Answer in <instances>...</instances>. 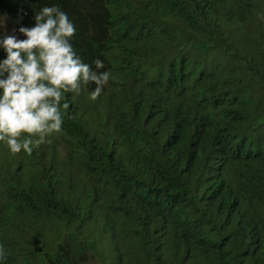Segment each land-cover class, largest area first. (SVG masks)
I'll list each match as a JSON object with an SVG mask.
<instances>
[{"label": "trees", "instance_id": "trees-1", "mask_svg": "<svg viewBox=\"0 0 264 264\" xmlns=\"http://www.w3.org/2000/svg\"><path fill=\"white\" fill-rule=\"evenodd\" d=\"M53 5L110 78L96 100L91 83L66 93L31 155L0 141V264H264V0L0 12L19 32Z\"/></svg>", "mask_w": 264, "mask_h": 264}, {"label": "clouds", "instance_id": "clouds-1", "mask_svg": "<svg viewBox=\"0 0 264 264\" xmlns=\"http://www.w3.org/2000/svg\"><path fill=\"white\" fill-rule=\"evenodd\" d=\"M19 32L25 39L14 34L0 38L6 54L0 61V141L14 154L23 150L31 155L61 132L70 107L65 94L91 83V99L96 100L110 73L100 71L103 61L95 60L93 69L77 55L71 44L75 25L58 6L43 7L35 26L20 27ZM4 256L0 249V259Z\"/></svg>", "mask_w": 264, "mask_h": 264}, {"label": "rangeland", "instance_id": "rangeland-1", "mask_svg": "<svg viewBox=\"0 0 264 264\" xmlns=\"http://www.w3.org/2000/svg\"><path fill=\"white\" fill-rule=\"evenodd\" d=\"M13 34L19 38L18 30L15 27H13L11 24H9L0 13V38H2L4 35H13Z\"/></svg>", "mask_w": 264, "mask_h": 264}]
</instances>
